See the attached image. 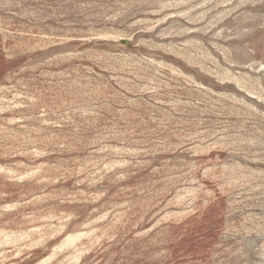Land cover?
Listing matches in <instances>:
<instances>
[{"label": "rangeland", "instance_id": "1", "mask_svg": "<svg viewBox=\"0 0 264 264\" xmlns=\"http://www.w3.org/2000/svg\"><path fill=\"white\" fill-rule=\"evenodd\" d=\"M0 264H264V0H0Z\"/></svg>", "mask_w": 264, "mask_h": 264}]
</instances>
